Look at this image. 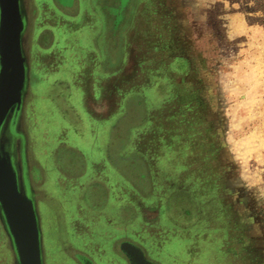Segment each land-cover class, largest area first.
<instances>
[{
  "label": "rangeland",
  "instance_id": "374dc122",
  "mask_svg": "<svg viewBox=\"0 0 264 264\" xmlns=\"http://www.w3.org/2000/svg\"><path fill=\"white\" fill-rule=\"evenodd\" d=\"M129 1L31 0L24 128L45 264H78L107 218L158 210L220 264H264V0ZM112 179L121 219L111 198L92 204Z\"/></svg>",
  "mask_w": 264,
  "mask_h": 264
},
{
  "label": "water",
  "instance_id": "95a60500",
  "mask_svg": "<svg viewBox=\"0 0 264 264\" xmlns=\"http://www.w3.org/2000/svg\"><path fill=\"white\" fill-rule=\"evenodd\" d=\"M67 4V3H66ZM21 0H0V225L13 264H43L34 193L26 169L21 110L28 86V23ZM119 250L129 264H152L128 242ZM82 264H90L78 257Z\"/></svg>",
  "mask_w": 264,
  "mask_h": 264
},
{
  "label": "crops",
  "instance_id": "0c3cea01",
  "mask_svg": "<svg viewBox=\"0 0 264 264\" xmlns=\"http://www.w3.org/2000/svg\"><path fill=\"white\" fill-rule=\"evenodd\" d=\"M96 2L98 3V0H90V5L92 6ZM27 55L29 65V54ZM88 117L91 118V116ZM94 118V123L99 124L105 117ZM112 171H116V176L119 177V175H117V173H119L118 170ZM120 178L124 179L123 176H120ZM112 182V184H109V188L102 183H94L92 185V204L96 206L100 204L101 209H103L111 198L112 202L107 207L111 211V214H113L116 218H119L118 212L124 208L125 187L120 181L112 179ZM152 199L150 198L147 202H150ZM96 206H91L88 211L96 210L94 208ZM93 215L94 214L92 213L89 215L92 217V220L90 219L89 222H93ZM131 220L130 223L127 224L128 226L124 224L122 229L115 230L113 229V226L111 227L113 219L110 220L107 218L108 227L112 230V232L109 234L107 233L106 236L103 237L104 240H102V243L94 245V250L96 248L99 253H103L104 256H106L103 259V262L101 261V264H124L121 259L117 258L113 254L108 245L113 239L119 238L131 239L133 242L138 243L147 251V253L154 254V259L158 261V264H220L219 258L210 254V251H213L214 246L204 247V244H199L197 242V233H191L192 235H189V233L186 232L185 235H183L180 231L182 228L174 227V223H172L171 219L168 218L166 212L158 210L153 221H148L140 217L136 221L133 219L131 222ZM175 228L179 230L176 231ZM184 230L186 231L187 229ZM163 232L164 234H162ZM5 239L8 247L6 236ZM167 239L170 240L167 241ZM7 252L9 264H13V258L9 248Z\"/></svg>",
  "mask_w": 264,
  "mask_h": 264
},
{
  "label": "flooded vegetation",
  "instance_id": "af4514ba",
  "mask_svg": "<svg viewBox=\"0 0 264 264\" xmlns=\"http://www.w3.org/2000/svg\"><path fill=\"white\" fill-rule=\"evenodd\" d=\"M117 1H119V0H117ZM129 2L130 3H129L128 8L133 7L134 0H130ZM21 3H22L23 12L25 14L24 16H25V18L27 20V23L29 25L30 20L32 18L31 14L35 11V9L31 8V4H32L31 0H21ZM28 86H29V78H28ZM28 86L26 88L27 89L26 90V96L24 98V102H23L22 110H21V125H22L23 134H24V137H25V140H26V164H27L26 165V169H27V176H28L29 184H30V186L32 188V191H33L34 197H35L36 209H37V215H38V219H39V227H40V233H41V248H42V256H43V264H45V256H44L45 253H44V249H43V238H42V231H41V219L45 218V220H47L46 208L42 205V203H40L39 195H38V193H36V191L34 189L35 181H36L37 178H39L40 173H39V169H36V168L30 166L29 163H28V159H27V150H28V144H27L28 142H27V140L28 139H27V134H26L25 128H24V111H25L26 97L28 95ZM37 173H38V177H37ZM63 210H65V209L63 208ZM61 229L62 228L58 227L57 230H59V232H55V233H53V235H55V236H59V235L68 236L69 235L67 233V230L63 231ZM124 242H128V243L132 244L133 246H136L137 248H139L141 250L144 258L148 262H150L152 264H158V261H156L154 259V254L147 253V251L141 245H139L138 243L133 242L131 239H126V238L113 239L111 241V243L108 244L109 245V249L113 252V254L117 258L121 259L124 264H129L127 258L119 250L120 244H122ZM78 246L79 247L83 246V248H84L83 250L84 251L75 250V252H72V254H71L72 259L74 261H76L78 264H82L78 260V257L88 260L90 262V264H101L103 262V259L106 257V256H104L103 253H99L98 249L96 250V248H95V250H94V244H91L90 241L88 243H86V240H85V242L81 243V245H77L76 247H78ZM8 248L10 249L9 243H8ZM10 252H11V250H10ZM11 254H12V252H11Z\"/></svg>",
  "mask_w": 264,
  "mask_h": 264
},
{
  "label": "trees",
  "instance_id": "16d2710c",
  "mask_svg": "<svg viewBox=\"0 0 264 264\" xmlns=\"http://www.w3.org/2000/svg\"><path fill=\"white\" fill-rule=\"evenodd\" d=\"M0 237H1V234H0Z\"/></svg>",
  "mask_w": 264,
  "mask_h": 264
}]
</instances>
